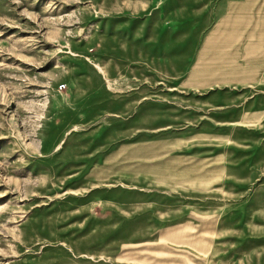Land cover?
<instances>
[{
    "label": "rangeland",
    "instance_id": "1",
    "mask_svg": "<svg viewBox=\"0 0 264 264\" xmlns=\"http://www.w3.org/2000/svg\"><path fill=\"white\" fill-rule=\"evenodd\" d=\"M240 8L264 0H0V264H264Z\"/></svg>",
    "mask_w": 264,
    "mask_h": 264
},
{
    "label": "crops",
    "instance_id": "2",
    "mask_svg": "<svg viewBox=\"0 0 264 264\" xmlns=\"http://www.w3.org/2000/svg\"><path fill=\"white\" fill-rule=\"evenodd\" d=\"M261 11H263V10L257 11L253 8H240L239 12L237 10V13H242V14L236 13L234 15H231V16H235V17L241 16V18H238L239 23H238V25H236V27H237L236 31L237 32H244L247 34L250 32H254L253 30H255V28H256L255 31H260L261 27L264 26V25L262 26V22L264 21V12L260 13ZM229 29L230 28L224 29V30L227 31ZM232 30H234V27ZM248 41L252 44L256 43L255 40H249V38H248ZM241 42H242V39L240 40V45H241ZM255 64H257V63H253L250 66H253ZM258 66L264 67V63H259ZM255 78L256 77H254L253 79H255ZM248 80H251V79H248ZM244 81H246V80L245 79L239 80V82H244Z\"/></svg>",
    "mask_w": 264,
    "mask_h": 264
}]
</instances>
